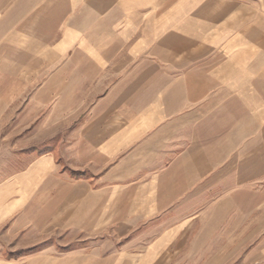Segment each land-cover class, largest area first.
<instances>
[{
	"label": "crops",
	"instance_id": "1",
	"mask_svg": "<svg viewBox=\"0 0 264 264\" xmlns=\"http://www.w3.org/2000/svg\"><path fill=\"white\" fill-rule=\"evenodd\" d=\"M0 45V231L264 264V0H0Z\"/></svg>",
	"mask_w": 264,
	"mask_h": 264
},
{
	"label": "rangeland",
	"instance_id": "2",
	"mask_svg": "<svg viewBox=\"0 0 264 264\" xmlns=\"http://www.w3.org/2000/svg\"><path fill=\"white\" fill-rule=\"evenodd\" d=\"M75 110H77V108ZM41 114H39L41 118L40 120L41 123L37 122L35 125H30L33 122V119L31 118L32 111L29 110L27 114H24V118L26 119L29 118V124H27L26 127L30 126V129H27L25 132L26 137L32 136V134L38 131V129L41 126L43 127L42 122L47 117L44 116L43 114L41 116ZM12 116L14 117L21 116V113L18 114L17 109L15 108L14 112H12ZM2 120H4V116L2 117ZM22 120L23 119H21L20 121H14V124H11L9 126V127L13 126V128L12 129L10 128L9 130L16 131L18 127L24 128L22 126L23 124H21ZM60 126L64 130L65 127H67L68 125L63 124ZM78 126L80 125H76L75 128ZM6 129L7 128H5V132H6ZM2 137H4V121L0 123V142H1ZM62 143H63V140L58 138L46 144V148L50 147L52 150H55L57 147H60ZM9 232L10 231H0V264H87V262L82 261V257H81L83 253L82 251L76 252L77 254L76 253L71 254V253L63 252L61 247L58 248L57 245L68 243L66 236L62 233H60V235L57 233L56 236L53 237V241L56 239L59 242H54L56 247L54 248L52 247V251H48L47 249L44 248L45 245H47L49 241L48 238H41L39 236L32 235V233L28 235L27 234L28 231H25L24 233L20 234L18 237L17 236L9 237ZM34 247H40L41 251L35 252V253L29 252L28 256L21 257L17 260L11 259L12 256L10 253L16 252L18 250L31 249Z\"/></svg>",
	"mask_w": 264,
	"mask_h": 264
},
{
	"label": "trees",
	"instance_id": "3",
	"mask_svg": "<svg viewBox=\"0 0 264 264\" xmlns=\"http://www.w3.org/2000/svg\"><path fill=\"white\" fill-rule=\"evenodd\" d=\"M29 252H19V253H15V254H11L12 258L13 257H20V256H23V255H26L28 254Z\"/></svg>",
	"mask_w": 264,
	"mask_h": 264
}]
</instances>
